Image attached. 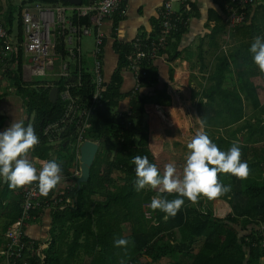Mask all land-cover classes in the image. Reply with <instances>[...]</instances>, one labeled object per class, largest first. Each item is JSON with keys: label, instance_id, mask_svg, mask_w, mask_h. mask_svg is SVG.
I'll return each instance as SVG.
<instances>
[{"label": "trees", "instance_id": "trees-1", "mask_svg": "<svg viewBox=\"0 0 264 264\" xmlns=\"http://www.w3.org/2000/svg\"><path fill=\"white\" fill-rule=\"evenodd\" d=\"M29 1L68 3L63 0ZM14 11L18 15L20 43V7L9 13L7 22L14 20ZM253 12L250 10L247 21L235 28V36H241V43L217 58L208 75L202 76L205 84L201 83L199 91L182 76H170L171 84H165L162 89L146 90L151 88L149 73L155 66L152 61L145 62L141 75L144 76L143 87L137 95H132L129 113L123 114H118L116 109L131 93L121 91V71L129 66L132 49L120 53L118 68L110 80L103 77L101 102L91 114V125L85 134L99 142L103 149L95 155L90 176L79 188L75 184L67 189L60 182L45 196L61 197V201L50 211L49 239L39 245L38 253L29 258L28 264H185L171 256L174 252L183 257L191 256L188 264H261L260 257L264 254L261 246L264 240V72L253 63L249 47L254 37L264 36V4ZM220 18L212 30L213 38L220 34L224 38L227 36ZM82 21L90 24L88 18ZM182 28L178 25L174 33L180 34ZM23 59L22 48L17 45L4 73L25 95L26 112L34 114L31 126L40 134L47 123L62 116L64 103L60 99L53 103L49 99V89L21 87ZM76 71L73 65L71 77L57 83L60 89L66 82L76 84ZM81 83L80 89L74 88V92L78 91L84 100L90 99L93 84L89 72L82 71ZM166 102L179 104L180 111L176 112L188 122L192 135L198 131L197 116L205 129H229L227 136L213 139L223 151L237 143L234 138L238 139V133H244V142L239 144L240 158L248 164V175L240 179L218 173V181L231 186L229 192L211 200L203 195L195 202L185 198L175 216L153 210L146 218L143 204L158 194L147 187L139 192L134 189L133 157L147 156L161 171L166 164L174 163L180 172L187 155V140L179 137L162 143L152 140V129L175 122L164 110ZM233 126L235 129H231ZM64 149V143L56 148L43 140L29 150L26 158L34 155L54 160L52 153L65 155ZM58 162L63 165V175L73 168L71 156L63 163ZM163 197L177 198L175 193H165ZM66 198L70 202H66ZM21 202L19 188L10 189L7 181L2 185L0 178V249L6 244L5 231L21 216ZM31 214L33 218L38 213ZM34 220L24 221L25 233L27 224ZM119 238L127 239L128 244L114 246V240Z\"/></svg>", "mask_w": 264, "mask_h": 264}, {"label": "built area", "instance_id": "built-area-1", "mask_svg": "<svg viewBox=\"0 0 264 264\" xmlns=\"http://www.w3.org/2000/svg\"><path fill=\"white\" fill-rule=\"evenodd\" d=\"M126 0H81V3L56 4L30 2L21 5V42L18 38L13 39L9 30L0 22V66L2 72L6 68L5 59L12 56L16 46L22 48L24 53V68L27 76H46L58 66V76L69 79L72 66H76V85L80 87L82 71V46L84 36H94V49L92 60V84L93 95L87 102L81 101L75 96L71 87L73 83H65L59 92L60 100L64 103L62 116L41 128L39 137L40 144L46 140L50 145H66L74 153L73 168L70 172L62 175L65 179V187L72 188L80 176V145L86 139L84 134L90 127V117L102 97V43L104 33L101 30V22L105 17L114 12H123V2ZM257 0H223L226 25L232 30L247 21L248 13ZM88 18L90 24L82 21ZM160 23L156 35L149 41L137 38L133 43V53L130 68L135 72L136 95L142 85L141 76L143 63H148L166 48L172 33L177 30L184 20L173 16L171 1L164 4L160 16ZM53 75V74H52ZM129 113V112H128ZM66 135V137H65ZM94 141V140H93ZM22 196L21 216L13 222L5 231V247L0 249V264H28L29 258L38 253V242L27 238L24 232V221L32 218V212L42 209L53 208L61 201V197L46 198L40 194L36 182L19 187ZM66 202H70L66 198ZM262 228V227H261ZM254 245V244H253ZM264 248V240L261 243ZM260 263L264 264V254L260 257Z\"/></svg>", "mask_w": 264, "mask_h": 264}, {"label": "crops", "instance_id": "crops-1", "mask_svg": "<svg viewBox=\"0 0 264 264\" xmlns=\"http://www.w3.org/2000/svg\"><path fill=\"white\" fill-rule=\"evenodd\" d=\"M27 1L29 0H20L17 7L21 8V5ZM167 1H171L173 16L184 20V23L182 22L179 24V27L183 28L181 29L182 32L180 34H175L174 31V34L172 33L173 35L169 38L166 48L151 60L155 67L153 68V71L149 73L150 80H152L150 82L151 88H146V90L151 91L152 89H162L165 84L168 86L171 84L169 79L170 76H182L183 80L190 83V86L195 91H199L201 88L198 84V81L200 80L199 76H207L209 68L216 63L217 58L220 55L225 54L233 48V46L241 43V36H235L237 34V31L235 30L236 27L230 30L226 25L225 13L223 11V0H126L123 2V12H114L110 16L105 17L101 22V30L104 33L101 57L102 75L106 81H109L112 74L117 70L121 52L126 53L131 47V57L133 53V43L136 42L137 38L149 41L152 36L154 37L156 35L155 32L158 30L160 23L159 16L164 8L165 2ZM13 3L14 0H0V22L9 30L12 38L15 39L14 37L17 36L18 32L17 16H15L16 11L13 13L14 20L10 23L7 22L9 13H12L14 10ZM261 4H264V0H257L252 6V13H254L253 11L256 8L258 9ZM218 17H221L220 20L225 26V31L227 33L225 38L223 34L213 38L212 30L217 24ZM15 24L16 29L14 30ZM22 54L24 58L23 50ZM11 58L12 56L5 59L6 67ZM92 60V45L89 46L87 50H83L82 48V64L86 72H92ZM24 61L25 59H23V63ZM23 63L21 79L24 84L21 83V87H41L43 91L49 89V92L51 88L58 87L59 91L57 100L60 99L59 92H61L65 84L60 89V86L57 85V83L61 80L67 81L68 79L58 76L59 68L57 64L54 68L55 72H48L46 76H44L46 78L39 81L37 78L35 79V76H27ZM121 74L123 76L121 91L124 94L131 93V95H127L120 101L119 107L116 109L118 114L128 113L130 111L129 101L131 100L132 95L135 96L133 93L135 87V72L130 66H127L122 69ZM27 81H32L34 83H27ZM74 85L75 86L71 87V90L81 101L87 102L91 99L84 100L78 91L74 92V88L80 89L76 84ZM142 87L143 84L139 89L140 91ZM25 101V95L18 89L14 80L10 79L8 75L2 72V66H0V130L9 126L13 120L23 121L25 126L32 125L34 116H32L33 114H27ZM168 102L164 105L165 112H168L167 109L171 106L173 107L174 113L176 110L180 111L178 103ZM179 119L186 123L187 133L191 135L189 133L188 122L181 119L180 116ZM176 123L177 122H174L172 125L163 128L155 127L152 129V139L156 137L157 142L160 141L161 143L170 140L171 138L168 135L167 139H164V136ZM87 130L85 134L87 133ZM85 134L84 138L86 140H91L90 138H87ZM58 146L59 145H55L56 148ZM64 147L66 150V152H64L65 155H61L59 152H53L51 157L53 156L54 160L63 163V161L71 156L74 163V153L66 143H64ZM28 159L34 163L37 169H39L40 165L46 161L44 159H39L38 156L34 155ZM63 174L64 173H62V175ZM5 182L2 181V185ZM60 182L65 185V179L63 176ZM52 209L53 206L51 204L50 207L37 212L38 214L36 213L37 216L35 220L29 222L26 226V235L38 242L40 246L43 245L44 241L48 240L50 236L47 231L50 229V211Z\"/></svg>", "mask_w": 264, "mask_h": 264}, {"label": "clouds", "instance_id": "clouds-1", "mask_svg": "<svg viewBox=\"0 0 264 264\" xmlns=\"http://www.w3.org/2000/svg\"><path fill=\"white\" fill-rule=\"evenodd\" d=\"M252 61L264 72V36H256L250 44ZM39 143L35 129L25 126L23 121L10 123L0 130V178L6 179L10 189H16L36 182L40 194L47 196L55 189L62 178L61 163L56 160L44 161L37 169L26 154ZM187 155L178 172L174 163L165 165L163 171L147 156H135L136 191L151 188L158 194L153 197L150 207L165 216H175L184 204L185 198L195 202L203 195L209 200L230 191V185L218 181V173H228L243 179L248 175V164L241 160L238 143L227 150H221L204 130L197 131L186 145ZM176 194V199L168 200L163 194ZM114 246L128 244L125 238L114 240Z\"/></svg>", "mask_w": 264, "mask_h": 264}, {"label": "rangeland", "instance_id": "rangeland-1", "mask_svg": "<svg viewBox=\"0 0 264 264\" xmlns=\"http://www.w3.org/2000/svg\"><path fill=\"white\" fill-rule=\"evenodd\" d=\"M20 3V0H14V8H17V6L19 5ZM17 11V10H16ZM15 16H18L17 13L15 12ZM16 29V24L14 26V30ZM93 47L94 49V36L93 35H88V36H84L83 37V40H82V48L83 50H87L89 48V46ZM38 79L39 81H41L42 79H45L46 77L44 76H37L35 77V79ZM199 81H198V84H199V87H202V85H200V82L202 84H205V81L203 79L202 76H199ZM32 81H27V83H31ZM34 82H32L31 84H33ZM35 87V86H34ZM168 112H166V114L170 117V116H173L175 118V122H177L176 124L173 125L172 129L167 132L164 136V139H167V135L170 137V138H173V137H179V138H182L184 140H187L188 142L191 140V138L193 137V135H189L187 133V128H186V123L181 121L179 119V115L178 113L176 114V112L174 113V110H173V107L171 106L170 108L167 109ZM34 115V114H33ZM32 115V116H33ZM178 120V121H177ZM197 120L199 121V126H198V131L199 130H204L208 135L209 137L213 140L214 138H217L219 135H222V136H227L228 135V132L229 129L227 131H221L222 129H220L219 127H210V128H204L203 124L201 125L200 124V117L197 116ZM231 129H235V126H233ZM243 134L244 133H238L236 135V137H238V139H235L234 138V141H236L238 144L240 143H243L244 142V139L242 138L243 137ZM153 142L156 143L157 142V139L156 137H154L153 139ZM247 143H250L247 142ZM161 150H163V147L160 146ZM63 152H66V150L64 149ZM176 152V150L174 151ZM150 204H151V201L149 202H144L143 204V212H144V216L147 218V217H150L151 216V213L153 211V209L150 207ZM172 257H174L176 260H179V261H183V263L185 264H188L190 263L191 261V256L189 255H186L185 257L181 256L179 253L177 252H174L171 254Z\"/></svg>", "mask_w": 264, "mask_h": 264}, {"label": "water", "instance_id": "water-1", "mask_svg": "<svg viewBox=\"0 0 264 264\" xmlns=\"http://www.w3.org/2000/svg\"><path fill=\"white\" fill-rule=\"evenodd\" d=\"M68 3H81V0H63ZM58 87L51 88L49 92V99L55 103L58 98ZM102 146L99 142L92 140H85L80 145V176L76 180V185L79 188L81 183L86 182L90 176V167L94 161L95 155L98 152L102 151ZM2 181L5 182L6 179L2 178Z\"/></svg>", "mask_w": 264, "mask_h": 264}]
</instances>
